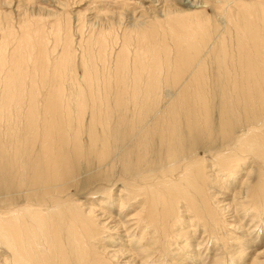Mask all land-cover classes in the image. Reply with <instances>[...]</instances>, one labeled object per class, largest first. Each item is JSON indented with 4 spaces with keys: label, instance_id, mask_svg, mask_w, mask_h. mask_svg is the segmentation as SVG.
Listing matches in <instances>:
<instances>
[{
    "label": "bare ground",
    "instance_id": "obj_1",
    "mask_svg": "<svg viewBox=\"0 0 264 264\" xmlns=\"http://www.w3.org/2000/svg\"><path fill=\"white\" fill-rule=\"evenodd\" d=\"M213 39L197 62L210 70L175 78L179 86L159 68L131 74L113 97L97 94L90 73L84 89L70 77L65 94L56 79L50 117L36 84L27 90L12 76L0 86V264H170L168 236L177 228L182 237L190 212L241 233L233 242L244 256L247 233L264 225V58L211 59ZM111 200L112 219L99 207ZM125 206L135 213L123 216ZM247 211L252 229L241 227ZM140 224L163 235L136 240ZM249 264H264V250Z\"/></svg>",
    "mask_w": 264,
    "mask_h": 264
},
{
    "label": "rangeland",
    "instance_id": "obj_2",
    "mask_svg": "<svg viewBox=\"0 0 264 264\" xmlns=\"http://www.w3.org/2000/svg\"><path fill=\"white\" fill-rule=\"evenodd\" d=\"M213 38L219 40L214 42L217 46L210 53L211 59L233 64L244 54L260 63L259 57L264 58V0H0V86L12 76L27 90L36 84L40 88L37 108L50 117L59 106L55 103L56 94L50 93L56 79L63 80L65 94L70 77L84 89L85 77L90 73L97 94L113 97L124 94L121 84L127 77L137 74L144 79L148 72L159 68L164 72L163 78L170 79V86H179L190 72L210 70L208 64L198 66L197 62ZM45 98L50 102H45ZM28 99L25 93L24 109ZM240 179L235 181L239 183ZM235 184L220 199L223 204L228 202L227 195L239 190ZM73 194L71 189L66 196ZM111 202L99 207L106 217L117 218L118 204ZM125 211L123 216L135 213H128L127 206ZM241 213L242 216L246 212ZM189 217L193 218L191 222H184L179 230L182 237L175 235L177 228L168 236L170 264L180 260H185L182 264H213L217 257L224 264H249L254 254L264 250L261 222L260 229L247 233L248 249L238 257L235 254L242 250L241 245L233 241L241 238V233L222 225L215 228L203 218L198 222L191 212ZM250 218L248 212L241 219L242 228L256 226L255 222L249 224ZM135 233L136 240L142 236L144 242L152 236L157 241L163 235L143 229L142 224ZM188 254L195 257L189 258Z\"/></svg>",
    "mask_w": 264,
    "mask_h": 264
}]
</instances>
